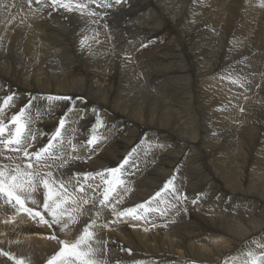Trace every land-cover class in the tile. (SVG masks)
<instances>
[{"label":"bare ground","instance_id":"6f19581e","mask_svg":"<svg viewBox=\"0 0 264 264\" xmlns=\"http://www.w3.org/2000/svg\"><path fill=\"white\" fill-rule=\"evenodd\" d=\"M24 1L25 0H23L21 2H24ZM80 1L85 3V0H79V2ZM232 1L231 0H126V2H124V0H122L121 4L116 5L114 3V0H103V2L111 3L113 6L110 8H102V7H97L96 4H90L89 5V8L100 13L99 16H91V17L87 16V15L81 16L78 12H71L70 13V12H67L61 8V9H57V10H53V11L51 10L52 13L49 17V20H47V21L42 20L41 25H40V23L35 24V21H34V24L31 23V24L35 25V28H38V29H35L34 26L28 29L29 33H33V32L35 33L34 36H32V34H31V38H30V40L35 39V40H32V42H31L32 46H33V44H35V46L33 48H35L36 50H38V49L41 50L40 47L42 48L44 46H47L46 49H48L47 51H49V54H51V56H49L50 57V60H49L50 61L49 62L50 72H55L56 74H58V70L60 69L63 72L62 73L63 75H60V76H62V77L66 76V78H64V80L62 79L64 82L65 81L66 82L62 87L57 86V88H55V89H50V88L47 89L45 93L41 91V90H43L42 89L43 87L41 88V86H39L33 79H31L30 81H27L26 83L25 82L17 83L21 86L22 90H24L26 92V94L27 93L28 94L44 93V95L46 94L48 96L49 95L67 96V97H72L73 99H80L83 101H88V104H90L92 106V108L94 107L96 109L99 108L100 110H102V109L103 110L105 109V111L107 110L109 112V115L111 114L112 118L114 117V119L116 121H118V122L122 121V123L125 122L124 124H126V125H127V123H130L127 125L128 129L132 128V126L133 127L136 126V128H139V131H143V129H147V132H148V130L154 129L153 131L157 130V132H159V134H163L166 136L168 134V132L166 131V129L163 130L162 128H163V123H166L165 125L170 124L168 121V117H171L172 115L175 114L174 116H176L177 119H182L183 123L185 120V124L190 123V126H191L192 121H194L196 119L197 112H195L194 108L192 107V104H193L192 98L194 97L193 95L195 93L194 92L195 87L193 89L192 85H193V83H195V85L198 84L200 89L201 88L203 89L204 93L202 92L203 93L202 95H204V97L206 95V97L208 99H210V101H211L210 103L212 105H207L208 107L203 105V107L202 106L200 107V108H204L205 111L208 112L210 117H212V118L217 117L219 119L224 120L226 122V126L228 127V130L241 128V130H243V129L245 130V131L243 130L244 134H245L246 130L248 129L247 130L248 132H246V133H248L247 137L248 138H249V136L254 137V141L252 143H250V141H249L250 145L255 143V139H260V142H261V143L260 142L259 143L261 144L262 148L256 147L257 145L255 143L254 147H252L251 150L249 148L245 149L242 146L240 147V145L238 147L237 145L239 143L236 144L235 146H232V145H229V146L227 145L225 147L223 146V149L225 151H218L217 155H219V158L218 159H211V160L215 161L216 163H218L217 169L216 168L214 169V167H213L214 165L212 166L211 160L210 161L208 160L206 162L207 159L203 160L201 163L204 165L206 170L198 169V166L200 164L199 162H198L199 164L197 163L198 160H194L195 157H194V159L189 157L192 160V162L190 164L193 165L194 171H197L199 174L192 172L193 173L192 177L188 176V184H187L188 189L189 190L192 189L193 192H194V190L197 189V187L199 188V190L201 188H203V190H200L201 192L199 191L201 195L199 196V199H197L196 204H193L192 200H184V201L178 203L177 209H175L178 211V217L175 214H174L175 216L171 217V214L168 212L170 214V216H167L166 219H168V220L165 221L164 224L157 225L158 223L156 224L154 222V221H156V220H154V219H156V217L153 218L156 215V213H155V215H153V217L151 216V218H153L152 221L148 218L147 223L145 220H134L135 222L134 221L132 222L131 218L129 217L130 220H128V218H126L123 223L120 222L118 224H111L107 228L99 227L101 225L108 223L110 220L115 219L113 216H111V214L108 211H105L103 213V215L100 217V219L97 220L98 227H97L96 231L98 234V239H100L101 241H107L106 246L102 245V247H104V252H103L102 257H101L106 262V264H135V262H142V264H244V260L246 259V256L244 254L249 249L255 250L257 253L264 251V248H257V244L264 245V145H262V144H264V125L255 124V123H257L256 122L257 119L259 120L260 119L259 117H261L263 115H262V113L257 114L258 115L257 118L254 116L255 120H254L253 126H251L250 124H252V123L249 122L250 123L249 124V123H247L246 120H242L241 122L239 121V124H237L238 122L236 123V121H238V119H236V116H234L233 113H227L228 115L226 116V114L221 110L222 105H224V103L227 104L226 101H227V98L229 96L228 93L230 91L229 88L224 85L225 83L223 82V79H222L223 77L220 74L221 73L220 71H222L221 63H222L223 53L225 51L222 49H223V47L225 49L227 37L233 31L232 32H230V30H228L227 32H226V30L221 31L220 32L221 34H219V36H216L219 38H218L217 49L215 50V52L212 51V54H211V55H213V53H214V55L213 56H208V55L205 56L206 55L205 51L207 50L208 45H209V47L211 45L209 43L210 36L212 35L210 33L211 31L210 32H201L199 30V27L196 28V26L188 23L190 20L192 21L193 19H194V21L198 20V22H199L202 19L207 18V16H208V19H207L208 22L205 21V23L207 22L208 25H209V23H211L212 25L217 26L218 23L221 22V20L223 19L222 17L224 16V14L226 13L228 15L229 6H233L231 3H234L237 8L242 9V12L240 14V17H241L240 19H241V22L243 23V24L241 23V26H243L242 27L243 29H241L242 30V34H241L242 36L241 37H243L244 34H246V33H247L246 34V37H247V35L252 30V28H253V30L255 28V32L253 33L255 35V37H253L252 34H251L252 36L248 35V36L252 37V39L249 37L250 43L251 42L254 43V44H251V46L254 45V48L256 50H259V49L264 50V48H263L264 47V17L257 15L255 12L252 13L253 11H256L258 8L264 9V7H260L259 0H245V1L244 0H232ZM1 3H6V2L3 1ZM7 5H9V4H7ZM8 8L10 10V7H8ZM2 10H4V9H2ZM44 10H46V9H44ZM199 12H201V14H199ZM18 13H20V11H18ZM231 13H234V12H231ZM1 14H3V13H1ZM15 14H14V17H15ZM25 15H24V17H22V18H24V20H25ZM28 18H30V17L28 16ZM15 19H17V18H15ZM47 19H48V17H47ZM22 20H21V22H22ZM17 21H18V19H17ZM29 21H30V19H29ZM93 21H95V22H93ZM230 21L232 22L233 20H230ZM21 22H19V23H21ZM32 22H33V20H32ZM36 22H37V19H36ZM7 23L8 22H6V24ZM13 23L14 22H12L11 24L13 25ZM8 24H10V23H8ZM31 24L29 23L28 24L29 26L28 25L27 26L30 27ZM55 24H58L57 27L59 29L57 27H56L57 29L55 28ZM15 25H16V23H15ZM89 25L92 29H95V30H101L102 28H103L102 30H104V27H107V28L109 27L108 29H110V27L111 28L115 27L117 29L120 28L117 30L118 32L113 31L114 32L113 35H117L116 39H112L115 41H112V40L107 41V39H106L103 41V44H106V43L108 45L114 44V43H115V45L118 44L119 48L126 49L128 51V53H127V51L122 52V54L127 53L128 57L130 56L133 58V57L139 56L141 58L142 56H146V55H148V52H149V50H147V49L149 47H152V45L154 46V47H152L154 49L155 48L159 49V47H163V49L166 50L165 54L161 53L164 57H160L159 55H157L158 57H156L154 59H158V60H155V62L152 63V65L154 64L153 65V68H154L153 72L155 73V80H160L161 77L163 78L162 83H160L158 81L159 84H161V86H160L158 92H156V95H155L156 98L154 100L155 102L153 103V106H151L150 104L148 106H146L147 105L146 103H148L149 101L148 102L145 101V97H144L145 95L144 94H141V95L139 94L141 97H139V96L137 97V95L135 93H133V95L135 94L136 97H132V98L130 97L126 100L116 98V95L118 93H121L120 85H119L120 84V82H119V79H120L119 71L120 70L119 69H121L122 63H120L121 61H117L116 58L114 59V57H117V56L119 57L118 53L120 52V50H119V48H117L116 55L113 54V56H111L110 54H108V56L110 55L112 58H111L110 62H106V63H108V64L110 63L111 69L110 70L106 69L107 70V73H106V71H105L106 65L103 66L102 63L104 61L100 60V59L105 58V55L99 53L100 48L95 47L94 44H92L91 40H89V39H87V42L84 46H81L80 41L84 37H87V35H89L88 34L89 29H90ZM46 26H48V28ZM14 28H15V26H14ZM14 28H12V29L14 30ZM40 28H42L44 30L48 29L47 30L48 33L44 34V35H40L39 32L42 30V29L40 30ZM221 29L224 30L222 27H221ZM13 30H11V33ZM21 30H20V32H21ZM237 30H238V28H237ZM241 30H240V32H241ZM5 31H7V30H5ZM109 32H111V31L109 30ZM251 32H253V31H251ZM16 33H18V32H16ZM29 33H27V34H29ZM111 33H110V36H111ZM196 33H198L202 37V39H200ZM25 34L26 33H24V35ZM78 34L79 35L82 34L83 36H79ZM13 35H15V34H13ZM37 36L39 38H37V40H36ZM233 36L234 35H232V37ZM204 37H206V38H204ZM236 37H238V36H236ZM198 38L200 39V41H203V42H201L199 44L197 43L196 45H194L192 41H199ZM244 38L245 37H243V39ZM23 40H25V39H23V37H22V41ZM94 40H96V39L94 38ZM102 40H103V38H102ZM247 40L248 39H246L245 41H247ZM15 41H17V40H15ZM227 42H229V39ZM230 42H231V40H230ZM243 42H242V45H243ZM20 43H21V40H20ZM13 44H15V43H13ZM37 44H39V46H37ZM100 44H102V41ZM29 45L30 44H28V48H29ZM256 45H258V46L256 47ZM26 46H27V44H26ZM235 46H238V44ZM21 47L20 48L23 49L24 46L21 45ZM227 47H228V44H227ZM0 48H1V45H0ZM75 48L77 51L75 50ZM6 49H8V48H6ZM9 49H11V48H9ZM194 50H197V53L196 52L194 53L193 52ZM9 51H8V53H11ZM156 51L158 52V50H156ZM42 52H44V51H42ZM110 52H111V50H110ZM112 52H114V51H112ZM0 53H4V52L2 51ZM16 53L18 54L19 51H17ZM22 53H24V52H22ZM13 54H14V51H13ZM100 54H101V56L104 55V57L99 59ZM240 55H241V53H240ZM1 56H3V54ZM15 56H16V54H15ZM30 56L27 58L30 59ZM65 56H66V60L70 61L71 65L67 66V65H64V63H62L61 60ZM106 56H107V54H106ZM45 57H46V55H45ZM6 58H8V57H6ZM123 58H125V57H123ZM106 59L109 60V58H106ZM225 59H224V61H225ZM256 59H259V58H256ZM124 60H126V59H124ZM10 61H11V59H10ZM26 61H25V63H26ZM37 61H38V59H37ZM39 61H40V59H39ZM249 61H251V60H249ZM7 62H8V60H7ZM152 62H153V60H152ZM246 62H248V61H246ZM11 63H12V61H11ZM34 64L39 66V64L37 62ZM259 64H261V63L259 62ZM21 65H22V63H21ZM228 65H230V63ZM0 66H2V63ZM15 66L19 67V65H15ZM236 66H238V65H236ZM236 66H234V67H236ZM13 67H14V64H13ZM18 67H17V69H18ZM33 67L34 66L32 65L31 69H33ZM260 67H261V65H260ZM128 68H130V67H128ZM232 68H231V70H232ZM236 68H238V67H236ZM239 68H240V66H239ZM261 68H263V66ZM4 69H5V67H4ZM9 69H11V67ZM162 69L164 70L165 74L162 73L163 72ZM234 70L235 69H233V71ZM10 71L12 73V70H10ZM10 71H9V73H10ZM151 71H150V73H151ZM235 71H237V70H235ZM15 72L20 74V75L22 73L21 70L20 71L17 70ZM15 72L13 73L12 76L17 77L18 74L16 75ZM121 72H123V71H121ZM125 73H128V72H125ZM156 73H158V74H156ZM103 74H105V75H103ZM228 74H226V75H228ZM8 75L9 74L7 72H5V74L3 75V78H7ZM168 75H170V76H168ZM243 75H244V73H243ZM101 76H103L102 79H101ZM123 76H125V75H123ZM123 76H121V77H123ZM234 76H238V74L234 75ZM28 77H30V76H28ZM28 77L26 79H28ZM9 78H11V77H9ZM129 78L131 79V77H129ZM149 78H151V77H149ZM227 78L230 79V77H227ZM55 79H57V78H55ZM95 79H97V80H95ZM43 80L41 79L40 81H43ZM254 80H255V78H254ZM255 81H257V80H255ZM59 83L63 84L60 81H59ZM102 84H104V86ZM44 85H46V84H44ZM130 86H132V85H130ZM147 87H145L144 90L147 89ZM260 87H261V85H260ZM123 90H125V89H123ZM197 90H199V88ZM24 91H22V92H24ZM135 91H133V92H135ZM125 92H127V91H125ZM130 92H132V91H130ZM154 92H155V90H154ZM199 92L200 91H198V93H196V98H198V95L200 94ZM235 92H236V90H235ZM46 95H45V97H46ZM200 97H201V95H200ZM17 98H19V97H17ZM23 98H24V96H23ZM16 100H18V99H16ZM200 100H201V98H200ZM238 100H239V98H238ZM193 101H195V100H193ZM230 101H231V98H230ZM14 102H16V101H14ZM76 102H78V101H76ZM79 102H81V101H79ZM191 102H192V104H191ZM205 103H207V102H205ZM88 104H87V107L90 106V105L88 106ZM200 104H201V102H200ZM228 104H230V103H228ZM236 105H234V106H236ZM254 105H255V102H254ZM257 105H259V103ZM260 105H262V103ZM263 105H262V107L258 106V108L260 107V111L262 110L261 108H264ZM12 106H15V105L13 104ZM238 106H239V104H238ZM77 107H79V106H77ZM247 107H248V105H247ZM15 108H16V106H15ZM223 108H224V106H223ZM226 108L227 107H225V109ZM234 108H236V107H234ZM254 108H255V106L253 107V109ZM77 109H79V108H77ZM99 109H98V111H99ZM256 109H257V107H256ZM54 110H53V112H54ZM88 110H89V108H88ZM91 111L92 110H90V112ZM102 111H100V115H101ZM229 111H230V109H229ZM204 112H202V114ZM253 112H255L254 115L257 113V111H253ZM263 112H264V109H263ZM54 113H56V112H54ZM157 113H159V114L157 115ZM246 113H247V111H246ZM88 115H89V113H88ZM93 115L96 116V114H93ZM82 117H81V119H82ZM210 117H209V119H211ZM33 119H31V120L33 121ZM52 119H53V117L51 118V120ZM93 119L95 120V118H93ZM249 120H251V119H249ZM177 121L179 122L180 120H177ZM196 121H198V120H196ZM197 123H194V125L195 124L197 125ZM245 123H247V124H245ZM199 124H201L199 126H202V123H199ZM66 125H68V124H66ZM71 125H72V123H71ZM113 125H115V124H113ZM178 125H179L178 128H177V126L175 127V125L173 126V128H171L172 126H169L168 128H170L171 132H173L175 134L174 136L177 135V132L180 133L182 136H184L187 133L190 134V131H193L192 133L194 135L192 134L193 136L189 137V139H185L184 142H185V144H188V147H190V148L192 147L191 149H194L196 151V146H197L196 144H199V142L196 143L197 139H198V135L201 134L198 131L200 129L197 130V128H196L195 130H193V128H195L193 126L191 129L187 130V129H184L183 127H181L180 123ZM49 126H50V124H49ZM204 126H205V124H204ZM118 127H119V125H118ZM122 128L124 129V127H121V129ZM125 128H126V126H125ZM164 128H165V126H164ZM176 128L178 129L177 132L175 130ZM84 129H86V128H84ZM201 130H202V127H201ZM205 130L206 129H204V131ZM71 131H72V129H71ZM168 131H169V129H168ZM115 132L117 133L118 131H115ZM115 132H114V135L116 134ZM206 132L208 133L207 130H206ZM261 132H263V135L260 134ZM101 133H102V131H101ZM125 133H127V132H125ZM125 133L123 135L126 137L128 134L125 135ZM210 133H212V132H209V134ZM214 133L216 134L215 131H214ZM206 134H204V135H206ZM221 134H223V133H221ZM73 135H75V134H73ZM204 135H202V136L200 135V137L202 138ZM70 136H69V138H70ZM82 136H84V135L82 134ZM112 136H113V134H112ZM128 136L126 138H128ZM174 136L173 137L170 136V137L174 138ZM238 136L241 137V134L238 133ZM133 137L137 138V135L132 136V138ZM210 137L211 138L208 140V142L206 139L205 149L207 147L209 148V146H210L211 148H214L217 150L218 146L220 145L219 140H221V139H219V138H221V136L220 137L210 136ZM230 137L231 136H229L228 138H230ZM247 137H246V139H247ZM72 138L73 137H71V139ZM236 138H239V137L236 136ZM244 138H245V136H244ZM121 139H124V137H122ZM124 140H126V139H124ZM235 140H237V139H235ZM247 140H249V139H247ZM161 141H160V143H161ZM166 141H165V143H167ZM243 141H241V142H243ZM165 143H164V145H165ZM231 143H234V142H231ZM236 143H237V141H236ZM245 143H247V142H245ZM123 144L124 143H122V145ZM127 144H128V142H127ZM155 145H157V144H155ZM198 146L200 147V145H198ZM202 146H204V143ZM126 148H124V149H126ZM162 148H164V147H162ZM146 149H148V148H146ZM173 149H174V147H173ZM161 150H163V149H160V151ZM220 150H221V148H220ZM189 151H190V149H189ZM205 151H207V150H205ZM121 152H124V151H121ZM164 152H165V150H164ZM182 152H183V150L177 151V149H176L175 152L172 150L171 151L172 155L167 156L171 161L168 159L169 163H168L167 167H165V168L162 166H159V165H164L166 158H167V157L163 158V156H165V155H162V158H163L162 162L160 164L157 163L155 166L160 167L159 169L161 171L163 168V169H166L167 172H170V165H172L175 162V160L178 159V157H179L178 155L182 154ZM119 153L120 152H118V154ZM169 153H170V151H169ZM190 153H192V152H189V154ZM212 153L215 154V152H212ZM219 153L220 154L222 153V156H220ZM249 153H253V155H251V154L249 155ZM192 155H193V153H192ZM82 156H83V154H82ZM118 156L119 155H117V158L120 157V156L119 157ZM198 156H200V161H201L202 160L201 154L200 153L196 154V157H198ZM202 156H205V155H202ZM95 157H96V155H95ZM95 157L93 159L88 160L86 163L81 161V162H83V164H82L81 168H79V171L80 172H97V171L102 170L101 164L104 165V164H107L106 163L107 161L109 162V156L108 157L106 156L105 158H102V160H101L102 163L97 164L99 161L96 162ZM158 157H159V154H158ZM183 160H184V158H183ZM152 161H153V159H152ZM189 162L190 161H188V165H189ZM79 164H80V162H79ZM93 165H95V167ZM179 165H181V164H179ZM203 165L201 166V168L203 167ZM248 166H250L248 173H249L250 179L252 180V182H251L252 185L249 187V189H246L245 187L242 186L243 185L242 183H243L244 178L246 179V177L248 176L247 175ZM154 169H155V167H154ZM159 169H157V170H159ZM163 172H164V170H163ZM216 172L219 173V175H221V178L219 177V175L216 174ZM171 173H170V176H171ZM196 174L199 177L202 175V179L204 180V183H206L208 185L207 188L203 187L204 184L202 182H200V179L197 178L196 176H194ZM135 175H136V173H135ZM142 175H143V173H142ZM173 175H175V174H173ZM157 176H158V174H157ZM154 177H156V176H154ZM160 177H162V176H160ZM136 178H139V177L136 176ZM59 179H61V178H59ZM162 179H163V177H162ZM202 179H201V181H203ZM63 180H65V179H63ZM146 180L148 181L147 178H146ZM182 180H184V179H182ZM128 181H129V179L126 181L127 184H128ZM143 181L145 182V180H143ZM162 181H161V179H159V183H162ZM99 182H100L99 179L94 181L95 184H98ZM156 182H157V180H156ZM157 184H158V182H157ZM150 186H152V185H150ZM132 189H134V188L132 187ZM251 189H253V190H251ZM146 191H147V189H146ZM205 191H207V193L209 191L210 194H207ZM130 192H131V190L129 191V193ZM142 193H144V191ZM155 193L152 194L151 196H154ZM132 194H133V192H132ZM127 195H129V194H127ZM144 195L145 194H143L141 197L138 196L137 198H135L134 203L133 204L130 203L131 206L134 207L137 204H140L142 202L149 200V198L145 199ZM126 197H128V196H126ZM42 198L43 197H42V191H41V193L37 197V199L42 201ZM169 201H171V200H169ZM119 206L124 207L123 203ZM85 207L88 209V211L86 212V214L83 217H81V223L79 225H81L82 228H83L84 224L90 222L91 218L93 217V215L95 213V209L92 208L91 205H86ZM185 209L187 211H184ZM11 216H12L11 213H8L6 215H0V250L5 251V252H10L14 256H16L17 258H24L26 260L27 264H47V261L49 260V258L52 255H54L55 252H57L59 250V245L57 244V242L55 240H51L48 238L49 236L52 235L53 231H55V233L58 235V237L60 239H75L76 236L79 234V230L71 231L68 234V232H60L59 228L49 229L46 226L39 225V224L31 221L26 216V214H23V213L15 215L14 219L9 221V217H11ZM166 219L164 218V220H166ZM157 221H158V219H157ZM153 223H155V227H151V226H153L152 225ZM149 224H151V226H149ZM81 227H79V228H81ZM145 228H148V231H144ZM115 243L116 244L118 243V245H119L118 250H117V248L115 249ZM128 244L134 245L136 250L138 249L137 252L132 253V254H123L122 252H120L121 250L127 251V245ZM129 248H128V250H129ZM148 254H150V255H148ZM0 264H13V261L9 260L6 256H0Z\"/></svg>","mask_w":264,"mask_h":264},{"label":"rangeland","instance_id":"374dc122","mask_svg":"<svg viewBox=\"0 0 264 264\" xmlns=\"http://www.w3.org/2000/svg\"><path fill=\"white\" fill-rule=\"evenodd\" d=\"M6 2V3H3L4 5H5V7L4 8H2V9H4V10H2L1 8H0V12L1 13H3V14H1L0 13V45H1V50H0V52H4V53H0V65H1V63H2V66H0V100H2V98L3 97H5V96H7V95H10V94H15V101L16 102H13V104L16 106V108H15V106H11L10 108L8 107V108H6V110H5V117L7 118L6 120H5V123L7 124V122H8V120H10V118H11V115L12 114H14V113H18L19 112V110H20V108L21 107H23L25 104H27L28 103V101L30 100V99H32L33 97H35L36 99H34V100H32V104H31V106L29 107V109H28V111L26 112V115L27 116H30L31 117V119H33V121L31 120V125H30V127H31V129H32V131L33 132H42V133H46V134H51L52 132H53V130L55 129V127L57 126V124H58V121H59V118L61 117V116H63L65 113H67L69 116H68V118L69 119H67V121H66V124H68V125H66V137L68 138V139H71V137H73L72 139H73V141L74 142H76V143H80V142H84V141H86L87 139H88V137H89V134H90V130H91V127H92V125L95 123V121H96V116L95 115H93V114H99L100 115V111H102V110H100L99 108V111H98V109H96V108H92V106L90 105V104H88V101H83V100H80V99H73L72 97H71V99L70 100H60V101H53L52 102V104H53V106L54 107H52L51 108V113L49 114V108H48V105L47 104H49V102L46 100V99H42V97H45V95H44V93L46 92V90L47 89H55V88H57V86L59 87V86H63L64 84H65V82L63 81L64 80V78H66V76H64V77H62V76H60V75H63L62 73V71L60 70H58V74H56L55 72H50V66H49V60H50V57L49 56H51V54H49V51H47L48 49H46L47 48V46H44V47H40V49L41 50H36L35 48H33L34 46H35V44H33V46H32V44H31V42H32V40H35V39H31L30 40V38H31V34H32V36H34L35 35V33L33 32V33H29L28 32V29L29 28H31V27H33L34 26V28H35V25H33L34 24V21H35V24H37V23H40V25H41V21L43 20V21H47V20H49V17H50V15H49V13H52L51 12V10L53 11V9L51 8L50 9V7L49 8H45L46 10H43L41 13H39L35 18H33V16L31 15V13H30V11H29V8H28V5H27V2H26V0L24 1V2H21V1H23V0H0V3L1 2ZM13 1V2H12ZM232 1V0H231ZM245 1V0H244ZM8 2V3H7ZM18 2V3H17ZM21 2V3H20ZM81 2V1H80ZM88 2V0H85V3H87ZM233 2V1H232ZM11 3V4H10ZM33 5H32V7L33 8H35V7H38V5H36L35 4V0H33ZM7 4H9V5H7ZM16 4V5H15ZM233 6H229V9H228V11H229V13H228V15L225 13L224 14V16L222 17L223 19L221 20V22H219L218 23V25L217 26H215V25H212L211 23H209V25H208V16H207V18H204V19H202L201 21H199L198 22V20L197 21H194V19L190 22H188L189 24H191V25H194V26H196V28L197 27H199V30L201 31V32H210L212 35L210 36V41H209V43L211 44L210 45V47H209V45H208V47L210 48H208L207 47V50L205 51L206 53V55L205 56H213L214 55V53H213V55H211L212 54V51H214L215 52V50L217 49V44H218V38L219 37H216V36H219V34H221L220 32L221 31H225L226 30V32L228 31V30H230V32H232V33H230V35L227 37V40H226V46H225V49H224V47H223V49L222 50H225L224 51V53H223V58H222V63H221V68H222V71H220L221 73V76L223 77L222 79H223V82L225 83L224 85L226 86V87H228L229 88V93H228V98H227V104H225L224 103V105H222V107H221V110L226 114V116L228 115L227 113H233V115L234 116H236V119H238V121H236V123L237 124H239V121L241 122L242 120H246L247 121V123H252V124H250L251 126H253V123H254V116L257 118V114H261L262 113V115L263 116H261V117H259L260 119L258 120L257 119V123H255V124H257V125H264V112H263V109L264 108H261L262 110V112L260 111V107L258 108V106H261L262 107V105L264 104V50L263 49H259V50H256L255 48H254V45H252L251 46V44H254L253 42H251L250 43V41H249V39L251 38L252 39V37H250V36H252L253 35V37H255V35L253 34L254 32H255V28H254V30H253V28H252V30L251 31H253V32H251L250 31V33L248 34V35H250V36H248L247 35V37H246V34H244V36L243 37H245L244 39H243V37H241L242 35V30L241 29H243L242 27L243 26H241V17H240V14H241V12H242V9L241 8H237L236 6H235V4L234 3H231ZM11 5H14V7H10ZM90 5V4H89ZM16 6V7H15ZM8 7H10V10H9V8ZM20 7V8H19ZM234 9H233V8ZM242 7V6H241ZM7 8V9H6ZM17 8V9H16ZM12 9V10H11ZM17 10V11H16ZM50 10V11H49ZM16 11V12H15ZM18 11H20V13H18ZM257 11V12H256ZM256 11H253L252 13H256L257 15H259V16H261V17H264V9L263 8H258ZM12 12V13H11ZM231 12H234V13H231ZM6 13V14H5ZM16 13V14H15ZM9 14V15H8ZM14 14H15V18H17L18 19V21H17V19H11L12 17H14ZM26 14V15H25ZM199 14H201V12H199ZM17 15V16H16ZM24 15H25V20H24V18H22V17H24ZM233 15V16H232ZM7 16V17H6ZM27 16V17H26ZM28 16L30 17V18H28ZM227 16V17H226ZM9 17V18H8ZM47 17H48V19H47ZM21 18V19H20ZM229 18V19H228ZM234 18V19H233ZM9 19V20H8ZM23 19V20H22ZM29 19H30V21H29ZM36 19H37V22H36ZM21 20H22V22H21ZM28 20V21H27ZM32 20H33V22H32ZM230 20H233L232 22L230 21ZM5 23H4V22ZM11 21V22H10ZM26 21V22H25ZM205 21H207L206 23H205ZM236 21V22H235ZM6 22H8V23H10V24H6ZM12 22H14L13 23V25L11 24ZM19 22H21V23H19ZM28 22V23H27ZM195 22V23H194ZM239 24H238V23ZM15 23H16V25H15ZM31 24V23H33V24H31L30 25V27H28L29 25L28 24ZM194 23V24H193ZM233 23V24H232ZM237 23V24H236ZM24 24V25H23ZM207 24V25H206ZM237 26H236V25ZM243 24V23H242ZM4 25V26H3ZM9 25V26H8ZM28 25V26H27ZM200 25V26H199ZM3 26V27H2ZM11 26V27H10ZM14 26H15V28H14ZM58 26V24H55V28ZM211 26V27H210ZM236 26V27H235ZM17 27V28H16ZM47 28H48V26H46ZM89 27H90V25H89ZM96 27V26H95ZM221 27L224 29V30H222L221 29ZM12 28H14V30L12 29ZM33 28V29H34ZM58 28V27H57ZM56 28V29H57ZM109 28V27H108ZM107 27H104V30H95V29H92L91 27H90V29H89V32H88V34L89 35H87V37H88V39L89 40H91V43L92 44H94V46L95 47H97V48H100V52L99 53H101V54H104L105 55V58H103L104 57V55L103 56H101V54H100V56H99V59L100 58H103V59H100V60H102V61H104L103 63H102V65L103 66H105V71H106V73H107V70H110L111 69V66H110V63L108 64V63H106V62H110L111 61V56H113V54H115L116 55V53H117V48H119V45L117 44V45H115V43L114 44H103V41L104 40H106L107 39V41H111L112 39H116L117 38V35H113V31H115V32H118L117 30L118 29H120V28H115V27H110V29H108ZM237 28H238V30H237ZM9 29V30H8ZM19 31H18V30ZM22 29V30H21ZM35 29H38V28H35ZM42 28H40V30H41ZM59 29V28H58ZM97 29V28H96ZM107 29V30H106ZM219 29V30H218ZM5 30H7V31H5ZM11 30H13L12 31V33H11ZM20 30H21V32H20ZM44 32H43V31ZM40 32H39V34L40 35H44V34H47L48 32H47V30L48 29H42ZM86 30V29H85ZM84 30V31H85ZM109 30L112 32H109ZM237 30V31H236ZM240 30H241V32H240ZM5 31V32H4ZM10 31V32H9ZM25 31V32H24ZM27 31V32H26ZM9 32V33H8ZM16 32H18V33H16ZM86 32V33H87ZM7 33V34H6ZM21 33V34H20ZM24 33H26L25 35H24ZM27 33H29V34H27ZM110 33H111V36H110ZM214 33V34H213ZM217 33V34H216ZM238 33V34H237ZM3 34V35H2ZM13 34H15V35H13ZM93 36H92V35ZM197 35H198V37L200 38V39H202V37L198 34V33H196ZM252 34V35H251ZM5 35V36H4ZM22 35V36H21ZM27 35V36H26ZM79 35V34H78ZM108 35V36H107ZM232 35H234L233 37H232ZM11 36V37H10ZM21 36V37H20ZM26 36V37H25ZM29 36V37H28ZM79 36H83L82 34L81 35H79ZM110 36V37H109ZM133 36V35H132ZM236 36H238V37H236ZM6 37V38H5ZM22 37H23V39H25V40H23L22 41ZM103 38V40H102V38ZM250 37V38H249ZM29 38V39H28ZM37 38H39L38 36L36 37V40H37ZM93 38V39H92ZM94 38L96 39V40H94ZM198 38V39H199ZM204 38H206V37H204ZM7 39V40H6ZM21 40V43H20V40ZM200 39H199V41H192L193 42V44L194 45H196L197 43L199 44V43H201V42H203V41H200ZM228 39H229V42H227L228 41ZM238 39V40H237ZM246 39H248L247 41H245ZM15 40H17V41H15ZM230 40H231V42H230ZM15 41V42H14ZM28 41V42H27ZM99 41V42H98ZM101 41H102V44H100L101 43ZM112 41H115V40H112ZM240 41V42H239ZM244 41V42H243ZM249 41V42H248ZM11 42V43H10ZM26 42V43H25ZM30 42V43H29ZM215 42V43H214ZM242 42H243V45H242ZM7 43V44H6ZM13 43H15V44H13ZM17 43V44H16ZM230 43V44H229ZM236 43V44H235ZM26 44H27V46H26ZM28 44H30L29 45V48H28ZM227 44H228V47H227ZM238 44V46H235V45H237ZM18 45V46H17ZM21 45L22 46H24L23 47V49H21L22 47H21ZM233 45V46H232ZM5 46V47H4ZM9 46V47H8ZM16 46V47H15ZM37 46H39V44H37ZM99 46V47H98ZM243 46V47H242ZM246 46V47H245ZM258 45H256V47H257ZM21 47V48H20ZM32 47V48H31ZM152 47H154L153 45H152ZM152 47H149L147 50H149V52H148V55H146V56H142L141 58L139 57V56H136V57H128V51L126 50V49H122V48H119V50H120V52L118 53L119 54V57L117 56V57H114V59L116 58L117 59V61H121L120 63H122L121 64V69H119L120 71H119V74H120V79H119V82H120V91H121V93H118L117 95H116V98H118V99H123V100H126V99H128V98H132V97H136V95H137V97L139 96V97H141L140 95L141 94H144L145 96V101L146 102H148V103H146L147 105L146 106H148L149 104L151 105V106H153V103L155 102L154 100H155V95H156V92H158V90H159V88H160V86H161V84H159V82L160 83H162L163 82V78L161 77V79L160 80H155V73L153 72L154 71V68H153V65H152V63H154L155 62V60H158V59H154V58H156V57H158L157 55H159L160 57H164L161 53H166L165 51V49H163V47H159V49L158 48H152ZM231 47V48H230ZM237 47V48H236ZM239 47V48H238ZM3 48V49H2ZM6 48H8V49H6ZM9 48H11V49H9ZM15 48V49H14ZM17 48V49H16ZM106 48V49H105ZM108 48V49H107ZM113 48V49H112ZM264 48V47H263ZM21 49V50H20ZM46 49V50H45ZM151 49V50H150ZM239 49V50H238ZM10 50V51H9ZM26 50V51H25ZM75 50H76V48H75ZM103 50V51H102ZM110 50H111V52L112 51H114V52H110ZM122 50V51H121ZM156 50H158V52L155 51ZM211 50V51H210ZM234 50V51H233ZM262 52H261V51ZM8 51L9 52H11V53H8ZM13 51H14V54H13ZM17 51H19V53L17 54L16 52ZM30 51V52H29ZM42 51H44V52H42ZM77 51V50H76ZM124 51H127V53H124V54H122V52H124ZM162 51V52H161ZM164 51V52H163ZM208 51V52H207ZM247 51V52H246ZM22 52H24V53H22ZM26 52V53H25ZM28 52V53H27ZM104 52V53H103ZM194 53L196 52L197 53V50H194L193 51ZM32 53V54H31ZM226 53V54H225ZM239 53V54H238ZM240 53H241V55H240ZM3 54V56H1ZM8 54V55H7ZM15 54H16V56H15ZM21 54V55H20ZM40 56H39V55ZM44 56H43V55ZM106 54H107V56H106ZM108 54H110L109 56H108ZM126 54V55H125ZM20 55V56H19ZM26 55V56H25ZM31 55V56H30ZM43 57H42V56ZM45 55H46V57H45ZM53 55V54H52ZM56 55V54H55ZM124 55V56H123ZM263 55V56H262ZM15 56V57H14ZM30 56V59L29 58H27V57H29ZM121 56V57H120ZM125 57V58H123V57ZM226 56V57H225ZM253 56V57H252ZM6 57H8V58H6ZM21 57V58H20ZM25 57V58H24ZM39 57V58H38ZM127 57V58H126ZM203 57V56H202ZM251 57V58H250ZM4 58V59H3ZM14 58V59H13ZM18 58V59H17ZM27 58V59H26ZM69 58V57H68ZM106 58H109V60L108 59H106ZM121 58V59H120ZM226 58V59H225ZM255 58V59H254ZM256 58H259V59H256ZM8 60V62H7V60ZM10 59H11V61H12V63H11V61H10ZM21 59V60H20ZM27 61H26V60ZM37 59H38V61H37ZM39 59H40V61H39ZM124 59H126V60H124ZM148 59V60H147ZM224 59H225V61H224ZM19 60V61H18ZM23 60V61H22ZM26 61V63H25V61ZM106 60V61H105ZM146 60V61H145ZM152 60H153V62H152ZM249 60H251V61H249ZM2 61V62H1ZM33 63H32V62ZM62 63H64V65H67V66H69V65H71V63H70V61L69 60H66V56L65 57H63L62 58ZM227 61V62H226ZM231 61V62H230ZM245 61V62H244ZM246 61H248V62H246ZM38 63L39 64V66L41 67H39L38 65H35L34 63ZM130 62V63H129ZM148 62V63H147ZM150 62V63H149ZM259 62L261 63V64H259ZM21 63H22V65H21ZM70 63V64H69ZM230 63V65H228ZM13 64H14V67H13ZM35 67H33V69H31L32 68V65ZM257 64V65H256ZM15 65H19V67L18 66H15ZM46 67H45V66ZM109 65V66H108ZM236 65H238V66H236ZM246 65V66H245ZM260 65H261V67L263 66V68H261L260 67ZM21 66V67H20ZM38 66V67H37ZM44 66V67H43ZM124 68H123V67ZM234 66H236V67H238V68H236V67H234ZM239 66H240V68H239ZM4 67H5V69H4ZM11 67V69H9ZM17 67H18V69H17ZM128 67H130V68H128ZM152 67V68H151ZM225 67V68H224ZM233 67V68H232ZM245 67V68H244ZM2 68V69H1ZM14 68V69H13ZM47 68V69H46ZM147 68V69H146ZM231 68H232V70H231ZM31 69V70H30ZM35 69V70H34ZM107 69V70H106ZM130 69V70H129ZM224 69V70H223ZM227 69V70H226ZM233 69H235V70H237V71H233ZM244 69V70H243ZM10 70H12V73H11V71ZM20 71L21 70V75L20 74H18V73H16L15 71ZM29 70V71H28ZM39 70V71H38ZM48 70V71H47ZM152 70V71H151ZM249 72H248V71ZM251 70V71H250ZM9 71H10V73H9ZM24 71V72H23ZM101 71V70H100ZM121 71H123V72H121ZM131 71V72H130ZM147 71V72H146ZM150 71H151V73H150ZM162 73L163 74H165L164 73V70L162 69ZM240 71V72H239ZM5 72H7L9 75L7 76V78H3V75L5 74ZM15 72V74L17 75V77L16 76H12L13 75V73ZM125 72H128V73H125ZM225 74H224V73ZM236 72V73H235ZM244 73V75H243V73ZM105 73V72H104ZM105 73V74H106ZM229 73V74H228ZM231 73V74H230ZM252 73V74H251ZM49 74V75H48ZM51 74V75H50ZM105 74H103V75H105ZM152 74V75H151ZM156 74H158V73H156ZM223 74V75H222ZM226 74H228V75H226ZM238 74V76H234V75H237ZM241 74V75H240ZM11 75V76H10ZM24 75V76H23ZM58 75V76H57ZM123 75H125V76H123ZM230 75V76H229ZM21 76V77H20ZM28 76H30V77H28ZM36 76V77H35ZM121 76H123V77H121ZM131 77V79L129 78V77ZM168 76H170V75H168ZM257 76V77H256ZM261 76V77H260ZM9 77H11V78H9ZM16 77V78H15ZM28 77V79H26ZM51 77V78H50ZM53 77V78H52ZM149 77H151V78H149ZM164 77V76H163ZM227 77H232V78H234V77H240V78H243L242 80H244V81H247V84H245L244 85V87H240L238 84L236 85V84H234L233 85V83L231 82V79H229V78H227ZM250 77V78H249ZM30 78V79H29ZM50 78V79H49ZM55 78H57V79H55ZM103 78V76H101V79ZM126 78V79H125ZM249 78V79H248ZM254 78H255V80H257V81H255L254 80ZM257 78V79H256ZM4 79V80H3ZM18 79V80H17ZM31 79H33L39 86H41V88L43 89V90H41L42 92H44V93H41V94H26V92L24 91V90H22V88H21V86L19 85V84H17V83H21V82H27V81H30ZM43 80V81H40V80ZM47 79V80H46ZM63 79V80H62ZM62 80V81H61ZM95 80H97V79H95ZM94 80V81H95ZM121 80V81H120ZM126 80V81H125ZM154 80V81H153ZM252 80V81H251ZM5 83H4V82ZM20 81V82H19ZM40 81V82H39ZM59 81L60 82H62L63 84H61V83H59ZM159 81V82H158ZM133 82V83H132ZM252 82V83H251ZM7 83V84H6ZM58 83V84H57ZM128 83V84H127ZM6 84V85H5ZM15 84V85H14ZM44 84H46V85H44ZM54 86H53V85ZM56 84V85H55ZM123 86H122V85ZM125 84V85H124ZM132 85V86H130V85ZM157 84V85H156ZM2 85V86H1ZM8 85V86H7ZM10 85V86H9ZM44 85V86H43ZM103 86H104V84H102ZM143 85V86H142ZM146 85V86H145ZM197 86H198V84H196ZM195 85V83H193V85H192V87H193V89H194V87H195V89H194V97L192 98L193 100H195V101H193L192 100V102H193V104H192V102H191V104H192V107L194 108V110H195V112H197V117H196V119L194 120V121H192V123H191V126H190V123L189 124H185V120H184V123H183V121H182V119H177L176 118V116H174V115H172L171 117H168V121H169V123L170 124H168V125H165L166 123H163V130H165L166 129V131L168 132V134L165 136V135H163V134H159V132H157V130L156 131H153L152 129L151 130H148V132H147V129H143V131H139V128H136V126L135 127H133L132 126V128H130V129H128V124H130V123H127V125L126 124H124V123H122V121L121 122H118V121H116L115 119H114V117L112 118V115L110 116L109 115V112L106 110L105 111V109L102 111V113H101V115H100V117L102 118L101 120L104 122V127L103 128H100L99 129V131H100V133H101V131H102V134L106 137V140L105 141H103L100 145H99V147H98V149H97V151L94 153V154H92V157H91V159H93L94 157H95V155H96V157H95V161L96 162H98L97 164H99V163H102L101 162V160H102V158H105L106 156L108 157L109 156V162L107 161L106 163L108 164H104V165H102L101 164V166L103 167H101V169H105V168H108V167H116V166H118L123 160H124V158L126 157V156H129V153H131V156H130V158H129V163L125 166V169H124V174H123V179L125 180V183H126V186L131 190V192L129 193H127V194H129V195H126V196H128V197H126L125 196V198H124V201H123V205H124V207H120V206H118V207H120V208H127V207H132L131 206V204H133L134 203V199L135 198H137L138 196L139 197H141L143 194H145L144 196H145V199L146 198H151L152 196V194H154L155 192H157V191H159L160 190V188H162L163 187V184L167 181V180H169L170 178H172L173 176H175V184H176V186L177 187H179V189H180V192L182 193V194H184V195H186L187 196V200H197V197H199L201 194H200V190H203V188H201L200 190H199V188L197 187V189L196 190H194V192L192 191V189H188V176H190V177H192V175H193V173L192 172H194V173H197V174H199L197 171H194V167H193V165L192 164H190L191 162H192V160L189 158V157H191V158H193L194 159V157H195V159L194 160H198L197 161V163L199 162L200 164L202 163V161L203 160H206V162L209 160H211V159H218L219 158V155H217V153H218V151H225L224 149H223V146L225 147V146H229V145H232V146H235L236 144H238L237 146L239 147V145H240V147L242 146V147H244L245 149L247 148H249L250 150H251V148L252 147H254V144L256 143V147H261L262 148V146H261V142H260V139H255V143H253L252 145H250V143H252L253 141H254V137H251V136H249V138L247 137L248 136V133H246V132H248L247 130H246V132H245V134H244V131L243 130H241V128L239 129V128H236V129H233V130H228V127L226 126V122L224 121V120H222V119H219V118H217V117H215V118H212V117H210L209 116V114H208V112H206L205 111V109L204 108H200L201 106L203 107V105H205V106H207V105H212L210 102V99H208L207 97H206V95H205V97H204V95H202L204 92H203V89L201 88L200 89V87L198 86H196ZM260 85H261V87H260ZM147 87V89H145L144 90V88L145 87ZM153 86V87H152ZM232 86V87H231ZM9 87V88H8ZM48 87V88H47ZM125 87V88H124ZM143 87V88H142ZM197 87V88H196ZM231 87V88H230ZM125 89V90H123V89ZM127 88V89H126ZM131 88V89H130ZM199 88V90H197ZM136 90V91H135ZM154 90H155V92H154ZM235 90H236V92H235ZM240 90V91H239ZM3 91V92H2ZM22 91H24V92H22ZM119 91V92H120ZM124 91V92H123ZM125 91H127V92H125ZM130 91H132V92H130ZM133 91H135V92H133ZM151 91V92H150ZM198 91H200L199 93V95H198V98H196V93H198ZM203 92V93H202ZM124 93V94H123ZM128 93V94H127ZM132 95H131V94ZM133 93H135L134 95H133ZM155 93V94H154ZM231 93V94H230ZM129 96H127V95ZM140 94V95H139ZM154 94V95H153ZM18 95V96H17ZM21 95V96H20ZM24 96V98H23V96ZM40 97H39V96ZM120 95V96H119ZM200 95H201V97H200ZM48 95H46V97H47ZM122 96V97H121ZM203 96V97H202ZM235 96V97H234ZM249 96V97H248ZM257 96V97H256ZM17 97H19V98H17ZM234 97V98H233ZM152 98V99H151ZM196 98V99H195ZM200 98H201V100H200ZM207 98V99H206ZM230 98H231V101H230ZM238 98H239V100H238ZM263 98V99H262ZM16 99H18V100H16ZM136 99V98H135ZM200 101H199V100ZM203 99V100H202ZM205 99V100H204ZM237 99V100H236ZM260 99V100H259ZM20 100V101H19ZM236 100V101H235ZM41 101V102H40ZM76 101H78V102H76ZM79 101H81V102H79ZM207 102V103H205V102ZM209 101V102H208ZM262 103V105H260L261 103ZM19 102V103H18ZM84 102V103H83ZM195 102V103H194ZM199 102V103H198ZM200 102H201V104H200ZM239 102V103H238ZM247 102V103H246ZM249 102V103H248ZM254 102H255V105H254ZM18 103V104H17ZM88 104V106L89 107H87V104ZM228 103H230V104H228ZM237 105H236V104ZM259 103V105H257V104ZM12 104V105H13ZM60 104V105H59ZM77 104V105H76ZM86 104V105H85ZM238 104H239V106H238ZM244 104V105H243ZM250 104V105H249ZM82 105V106H81ZM230 107H229V106ZM234 105H236V106H234ZM247 105H248V107H247ZM253 105V106H252ZM18 106V107H17ZM77 106H79V107H77ZM86 106V107H85ZM196 106V107H195ZM199 106V107H198ZM223 106H224V108H223ZM238 106V107H237ZM255 106V108L253 109V107ZM264 106V105H263ZM79 108V109H77V108ZM208 107V106H207ZM225 107H227L226 109H225ZM234 107H236V108H234ZM256 107H257V109H256ZM15 108V109H14ZM70 108V109H69ZM84 108V109H83ZM87 108V109H86ZM88 108H89V110H88ZM154 108V107H153ZM200 110H199V109ZM14 109V110H13ZM46 109V110H45ZM55 109V110H54ZM66 109V110H65ZM81 109V110H80ZM93 109H95V113H94V111H93ZM225 109V110H224ZM229 109H230V111H229ZM241 109H243V111H241ZM53 110H54V112H56V113H54L53 112ZM61 110V111H60ZM69 110H71V111H69ZM90 110H92L91 112H90ZM148 110V109H147ZM146 110V111H147ZM203 110V111H202ZM76 111V112H75ZM81 111V112H80ZM84 113H83V112ZM88 111V112H87ZM98 111V112H97ZM205 111V112H204ZM246 111H247V113H246ZM253 111H257V113L254 115V113L255 112H253ZM60 112V113H59ZM65 112V113H64ZM79 112V113H78ZM108 112V113H107ZM202 112H204L203 114H202ZM235 112V113H234ZM252 112V113H251ZM9 113V114H8ZM42 113V114H41ZM81 113V114H80ZM88 113H89V115H88ZM81 116H80V115ZM86 114V115H85ZM106 114V115H105ZM159 113H157V115H158ZM199 114V115H198ZM237 114V115H236ZM74 115V116H73ZM92 115V116H91ZM240 115V116H239ZM84 118H83V117ZM156 116V115H155ZM53 117V119L51 120V118ZM78 117V118H77ZM81 117H82V119H81ZM92 117V118H91ZM104 117V118H103ZM158 117V116H157ZM207 119H206V118ZM209 117L211 118V119H209ZM93 118H95V120L93 119ZM107 118V119H106ZM113 120H112V119ZM174 118V119H173ZM202 118V119H201ZM248 118V119H247ZM49 119V120H48ZM204 119V120H203ZM249 119H251V120H249ZM35 120V121H34ZM73 120V121H72ZM79 120V121H78ZM177 120H180L179 122L177 121ZM196 120H198V121H196ZM200 120V121H199ZM215 120V121H214ZM221 120V121H220ZM53 121V122H52ZM55 121V122H54ZM72 121V122H71ZM116 121V122H115ZM171 121V122H170ZM211 123H210V122ZM68 122V123H67ZM85 122V123H84ZM111 122V123H110ZM197 123V125L195 126L194 125V123ZM222 122V123H221ZM71 123H72V125H71ZM115 124V125H113V124ZM120 123V124H119ZM180 123V126L181 127H183L184 129H191L193 126L195 127V128H193V130H195L196 128H197V130L198 129H200V130H198L201 134V136L202 135H204V134H206L207 132H206V130L208 131V133L206 134V135H204L202 138L200 137V135H198V139H197V142L196 143H198L199 142V144H196L197 146H196V151L194 150V149H191L190 147H188V144H185V139H189V137H191V136H193L194 134L192 133L193 131H190V134L189 133H187L186 135H184V136H182L180 133H178L177 132V128H178V124ZM199 123H202V126H199V125H201V124H199ZM214 123V124H213ZM218 123V124H217ZM247 123H245V124H247ZM49 124H50V126H49ZM74 124V125H73ZM85 124V125H84ZM107 124V125H106ZM204 124H205V126H204ZM248 124V125H249ZM84 125V126H83ZM106 125V126H105ZM118 125H119V127H118ZM175 125V127L177 126V128L175 129L176 130V132H177V135L176 136H174L175 134L173 133V132H171V130H170V128H168L169 126H172L171 128H173V126ZM208 125V126H207ZM55 126V127H54ZM113 126V127H112ZM124 127V129L122 128L121 129V127ZM125 126H126V128H125ZM164 126H165V128H164ZM189 126V127H188ZM207 126V127H206ZM9 127H11V126H9ZM54 127V128H53ZM106 127V128H105ZM201 127H202V130H201ZM227 127V128H226ZM84 128H86V129H84ZM169 129V131H168V129ZM37 129V130H36ZM71 129H72V131H71ZM82 129V130H81ZM106 129V130H105ZM132 129V130H131ZM204 129H206L205 131H204ZM240 131H239V130ZM126 130V131H125ZM130 132H128V131ZM239 132H238V131ZM109 133H108V132ZM115 131H118L117 133L115 132ZM120 131V132H119ZM122 131V132H121ZM145 131V132H144ZM151 131V132H150ZM214 131L216 132V134L214 133ZM228 131V132H227ZM235 131V132H234ZM243 131V132H242ZM114 132L116 133L115 135H114ZM125 132H127V133H125ZM134 132V133H133ZM209 132H212V133H210L209 134ZM68 133V134H67ZM75 134V135H73V134ZM81 133V134H80ZM85 133V134H84ZM108 133V134H107ZM122 133V134H121ZM125 133V135H127L128 136V138H126L123 134ZM155 133V134H154ZM203 133V134H202ZM221 133H223V134H221ZM238 133H240L241 134V137L240 136H238ZM7 134V133H6ZM82 134L84 135V136H82ZM107 134V135H106ZM112 134H113V136H112ZM149 134V135H148ZM193 134V135H192ZM220 134V135H219ZM231 134V135H230ZM234 134V135H233ZM261 135H263V132H261L260 133ZM71 135V136H70ZM109 135V136H108ZM134 136V135H137V138H135V137H133L132 138V136ZM148 135V136H147ZM155 135V136H154ZM179 135V136H178ZM219 135V136H218ZM223 135V136H222ZM227 135V136H226ZM69 136H70V138H69ZM82 136V137H81ZM131 136V137H130ZM164 136V137H163ZM170 136H174V138H172V137H170ZM210 136H217V137H220L221 136V138H219V139H221V140H219V142H220V145L218 146V149L216 150V149H214V148H211L209 145V148L207 147L206 149H205V143H206V139H207V142H208V140L211 138ZM229 136H231L230 138H228ZM234 136V137H233ZM236 136L237 137H239V138H236ZM243 136V137H242ZM244 136H245V138H244ZM87 137V138H86ZM108 137V138H107ZM122 137H124V139H126V140H124V139H121ZM156 137V138H155ZM246 137H247V139H249V140H247L246 139ZM251 137V138H250ZM76 138V139H75ZM85 138V139H84ZM110 138V139H109ZM114 138V139H113ZM178 138V139H177ZM184 138V139H183ZM201 138V139H200ZM226 138V139H225ZM79 139V140H78ZM152 139V140H151ZM159 141H158V140ZM164 139V140H163ZM177 141H176V140ZM203 139V140H202ZM205 139V140H204ZM234 139V140H233ZM235 139H237V140H235ZM252 139V140H251ZM41 141H40V143L37 145V147H39V146H43V144H45V143H47V135H45V136H43L41 139H40ZM78 140V141H77ZM121 142H120V141ZM124 140V141H123ZM152 142H151V141ZM165 143V141L167 142V143H165V145H164V143L162 142V141ZM172 140V141H171ZM244 140V141H243ZM258 140V141H257ZM123 141V142H122ZM145 141V142H144ZM158 141V142H157ZM160 141H161V143H160ZM170 141V142H169ZM201 141V142H200ZM236 141H237V143H236ZM241 141H243V142H241ZM249 141H250V143H249ZM112 142V143H111ZM127 142H128V144H127ZM149 144H148V143ZM157 142V143H156ZM231 142H234V143H231ZM245 142H247V143H245ZM260 142V143H259ZM119 143V144H118ZM122 143H124L123 145H122ZM132 143V144H131ZM147 143V144H146ZM151 143V144H150ZM203 143H204V146H202L203 145ZM230 143V144H229ZM155 144H157V145H155ZM159 144V145H158ZM163 144V147L164 148H162V147H160V145H162ZM168 144V145H167ZM234 144V145H233ZM114 147H113V146ZM119 145V146H118ZM130 145V146H129ZM137 145V146H136ZM147 145V146H146ZM198 145H200V147L198 146ZM262 145H264V144H262ZM122 146V147H121ZM127 148H126V147ZM153 146V147H152ZM185 146V147H184ZM106 147V148H105ZM112 147V148H111ZM126 148V149H124V148ZM145 147V148H144ZM173 147H174V149H173ZM178 147V148H177ZM181 147V148H180ZM146 148H148V149H146ZM152 148V149H151ZM184 148V149H183ZM190 149V151H189V149ZM220 148H221V150H220ZM113 151H112V150ZM115 149V150H114ZM133 149H136V151L135 152H132V150ZM142 149V150H141ZM160 149H163V150H161L160 151ZM176 149H177V151H182L183 150V152H182V154H179L178 156V159H176L175 160V162L172 164V165H170V172H167V170L166 169H163L162 168V171L159 169L160 167H156L155 165L157 164V163H161L162 162V160H163V158H166L167 156H171L172 154H171V151L173 150L174 152L176 151ZM120 150V151H119ZM164 150H165V152H164ZM188 150V151H187ZM205 150H207V151H205ZM210 150V151H209ZM121 151H124V152H121ZM155 151V152H154ZM168 151V152H167ZM169 151H170V153H169ZM205 151V152H204ZM217 151V152H216ZM103 152V153H102ZM114 152V153H113ZM118 152H120L119 154H118ZM126 152V153H125ZM158 152V153H157ZM160 152V153H159ZM167 152V153H166ZM186 152V153H185ZM189 152H192L193 153V155H192V153H190L189 154ZM195 152V153H194ZM208 152V153H207ZM212 152H215V154L214 153H212ZM102 153V154H101ZM106 153V154H105ZM154 153V154H153ZM163 153V154H162ZM201 154V157H202V160L200 161V156H198V157H196V154ZM82 154H83V156H82ZM153 154V155H152ZM158 154H159V157H158ZM189 154V155H188ZM220 154V153H219ZM253 155V153H249V155ZM5 155L7 156V155H14V154H12V153H5ZM89 155V153L88 152H85V151H81V156L82 157H87ZM117 155H119L118 157L119 158H117ZM137 155V156H136ZM162 155H165V156H163V158H162ZM202 155H205V156H202ZM6 156H0V164H7V163H9V161L5 158ZM207 156V157H206ZM220 156H222V153L220 154ZM148 157V158H147ZM158 157V158H157ZM184 158V160H183V158ZM188 157V158H187ZM101 158V159H100ZM143 159V160H142ZM152 159H153V161H152ZM169 158L167 157L166 158V161H165V164L164 165H159V166H162V167H167V165H168V163H169V160H168ZM182 159V160H181ZM190 159V160H189ZM145 160V161H144ZM168 160V161H167ZM173 160V159H172ZM171 161V160H170ZM185 161V162H184ZM187 161V162H186ZM188 161H190L189 162V165H188ZM212 162H211V164H212V166L214 167V169L216 168L217 169V165H218V163H216L215 161H213V160H211ZM141 162V163H140ZM183 162V163H182ZM146 165H145V164ZM198 163V164H199ZM82 164H83V162H81L80 161V164H79V162H76L73 166H72V170L73 171H79V168H81V166H82ZM179 164H181V165H179ZM199 164V166H198V169H201V170H206V168L204 167V165L203 164H201L200 165ZM131 165V166H130ZM166 165V166H165ZM191 165V166H190ZM203 165V167L205 168H201V166ZM94 167H95V165H93ZM186 166V167H185ZM127 167V168H126ZM133 167V168H132ZM145 167V168H144ZM154 167H155V169H154ZM178 169H177V168ZM130 170H129V169ZM135 168V169H134ZM186 168V169H185ZM249 168H250V166H248V171H247V177H246V179L244 178V180H243V187H245L246 189H249V187L252 185V180L250 179V177H249ZM134 171H133V170ZM148 169V170H147ZM157 169H159V170H157ZM176 169V170H175ZM129 170V171H128ZM163 170H164V172H163ZM179 170V171H178ZM190 170V171H189ZM131 171V172H130ZM133 171V172H132ZM146 171V172H145ZM161 173H159V172ZM184 171V172H183ZM128 172V173H127ZM130 172V173H129ZM157 172V173H156ZM167 172V173H166ZM172 172V173H171ZM64 175L63 176H59V175H57V178L59 179V178H61L62 180L63 179H65L64 181H66L67 182V180H69V178H70V176H71V172H68V171H64ZM135 173H136V175H135ZM139 173V174H138ZM142 173H143V175H142ZM145 173V174H144ZM154 175H153V174ZM156 173V174H155ZM170 173H171V176H170ZM186 173V174H185ZM130 174V175H129ZM132 174V175H131ZM138 174V175H137ZM157 174H158V176L160 175V176H162L163 177V179H162V177H158L157 176ZM163 174V175H162ZM173 174H175V175H173ZM194 175V176H196L197 178H199L200 179V182H202L203 184H204V186L203 187H206L207 188V184L206 183H204V180L202 179V175L199 177L198 175ZM216 174L217 175H219V173H217L216 172ZM67 175V176H66ZM181 175V176H180ZM134 176V177H133ZM136 176L137 177H139V178H136ZM154 176H156V177H154ZM186 176V177H185ZM69 177V178H68ZM142 177V178H141ZM219 177L221 178V175H219ZM68 178V179H67ZM146 178L148 179V181L146 180ZM129 179V181H128V184H127V180ZM145 180V182L143 181V180ZM159 179H161V181H162V183H159ZM179 179V180H178ZM182 179H184V180H182ZM201 179L203 180V181H201ZM132 180V181H131ZM142 180V181H141ZM152 180V181H151ZM156 180H157V182H158V184H157V182H156ZM246 180V181H245ZM150 181V182H149ZM155 182V183H154ZM250 182V183H249ZM100 183V182H99ZM98 183V184H99ZM131 183V184H130ZM179 183V184H178ZM182 185H181V184ZM134 186H133V185ZM136 184V185H135ZM142 184V185H141ZM155 184V185H154ZM131 185V186H130ZM150 185H152V186H150ZM136 186V187H135ZM155 186V187H154ZM158 186V187H157ZM186 186V187H185ZM247 186V187H246ZM132 187L134 188V189H132ZM147 189V191H146V189ZM183 189V190H182ZM133 190V191H132ZM251 190H253V189H251ZM136 191V192H135ZM144 191V193H142ZM200 191V192H199ZM132 192H133V194H132ZM150 192V193H149ZM154 192V193H153ZM206 193H207V191H205ZM136 193V194H135ZM141 193V194H140ZM203 193V192H202ZM207 194H210V192L208 191V193ZM193 195V196H192ZM131 198V199H130ZM130 201H129V200ZM144 199V198H143ZM167 199L168 200H172V198H171V196H168L167 197ZM128 200V201H127ZM148 201V200H147ZM129 202V203H128ZM131 203V204H130ZM184 203V202H183ZM184 205V204H183ZM153 206H155V204H153ZM7 209H6V208ZM4 208H0V215H6V214H8V213H11L12 215H13V210L10 208V207H7V206H5ZM161 207H163V205H161ZM173 210V211H172ZM2 212V213H1ZM174 212V213H173ZM176 212V213H175ZM169 213L171 214V217L172 216H177L178 217V211L177 210H175V209H171V210H169ZM167 214L166 216H164V217H161L160 215H159V213H156V215H155V213H148V214H146V223L148 222V218L152 221V219L153 218H155L156 217V219H154V220H156V221H154L157 225H160V224H164V222L165 221H167L168 219H166L167 218V216H170V214ZM173 213V214H172ZM175 214V215H174ZM153 215H155L154 217H153ZM151 216L153 217V218H151ZM162 218V219H161ZM164 218L166 219V220H164ZM157 219H158V221H157ZM128 220H130L129 218H128ZM132 220V222L134 221L133 219H131ZM149 220V221H150ZM161 220V221H160ZM164 220V221H163ZM125 221V219L124 220H122L121 222L123 223ZM127 221V220H126ZM135 222V221H134ZM145 222V221H144ZM120 223V222H119ZM150 223V222H149ZM155 223H153V224H155ZM152 224V225H153ZM79 227H81V225H78ZM149 226H151V224H149ZM78 227V229H81V228H79ZM151 227H153V226H151ZM68 234H69V232H68ZM79 235V234H78ZM136 239V238H135ZM137 240V239H136ZM119 245H118V243L116 244L115 243V249L117 248V250L119 249V247H118ZM130 247V248H129ZM133 247V248H132ZM128 248H129V250H130V252L128 251ZM138 250V249H137ZM137 250H136V248L134 247V245H132V244H128L127 245V251H123V250H121L120 252H122L123 254H132V253H135V252H137ZM129 252V253H128ZM148 255H150V254H148Z\"/></svg>","mask_w":264,"mask_h":264},{"label":"snow or ice","instance_id":"6c2138e0","mask_svg":"<svg viewBox=\"0 0 264 264\" xmlns=\"http://www.w3.org/2000/svg\"><path fill=\"white\" fill-rule=\"evenodd\" d=\"M26 2L33 18L49 7L53 10L62 8L70 13L78 12L81 16L91 17L99 16L100 13L89 8V4H96L97 7L102 8L113 6L103 0H88L87 3L79 0H35L38 7L33 8V0ZM259 2L260 7H264V0ZM114 3L119 5L122 0H114ZM4 7L5 5L0 3V8ZM87 39L88 37H84L80 41L81 46L86 44ZM230 79L233 84H238L240 87H244L247 83L240 77H230ZM34 99L36 98L30 99L18 113L12 114L7 124L5 109L12 106L15 94L7 95L0 100V156H5V153L14 154L5 157L9 163L0 164V208L7 206L13 210L9 221L13 220L15 215L23 213L31 221L49 229L59 228L60 232L79 230V235L75 239H60L53 231L48 238L57 242L59 250L49 258L47 264H106L101 257L104 252L102 245L106 246L107 241L98 239L96 231L97 220L105 211L115 218L99 226L107 228L129 217L133 220L146 221L148 213H159L164 217L169 210L177 209L178 203L187 200V196L176 186V178L173 176L148 201L134 207H118L130 191L122 177L131 153L116 167H108L97 172L73 171L72 165L80 161L86 163L99 145L106 140L99 131L104 127V122L99 114H96V121L91 127L88 139L80 143L66 137L67 113L59 118L51 134L33 132L30 127L31 117L27 116L26 112ZM42 99L49 102L50 114L53 101L70 100L71 97L49 95ZM93 111L95 113V109ZM45 135H47V143L37 147L40 139ZM81 151L88 152L89 155L82 157ZM135 151L136 149L132 150ZM64 171L71 172L67 182L57 179V175L63 176ZM97 179L100 181L99 184L94 183ZM41 191L42 201L37 199ZM167 196H171L172 200L169 201ZM192 203L196 204L197 200H193ZM86 205H91L95 213L90 222L84 224L82 229H78L81 217L88 211ZM144 231H148V228ZM257 248H264V245L257 244ZM244 255L246 256L244 264H264V251L257 253L249 249ZM0 256H6L13 261V264H27L24 258H17L10 252L0 250Z\"/></svg>","mask_w":264,"mask_h":264}]
</instances>
